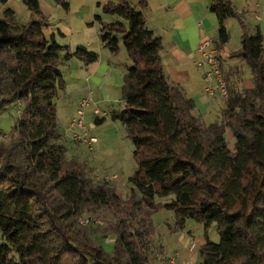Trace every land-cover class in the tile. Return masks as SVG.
Masks as SVG:
<instances>
[{"label":"trees","instance_id":"16d2710c","mask_svg":"<svg viewBox=\"0 0 264 264\" xmlns=\"http://www.w3.org/2000/svg\"><path fill=\"white\" fill-rule=\"evenodd\" d=\"M23 1L41 14L39 0ZM58 1L69 8V0ZM210 9L219 21L220 53L230 39L225 21H239L242 46L229 56L247 62L255 86L243 96L240 115L230 105L219 122L206 127L194 114V99L168 80L162 38L147 27L144 13L118 0L103 5L104 13L118 19L95 16L103 44L116 52L123 41L132 61L122 84L124 108L113 116L124 123L138 161L127 200L67 158L57 120L59 66L71 58L90 64L98 53L86 46L70 51L48 39L49 23L42 17L26 24L0 18V113L23 104L14 127L18 138L6 155L0 141V264H148L152 213L163 206L174 212L179 229L189 219L203 224L197 264H264V37L259 29L248 32L231 0H215ZM156 197L171 200L160 205ZM89 205L105 206L116 217L112 252L71 229ZM214 225L218 242L210 236Z\"/></svg>","mask_w":264,"mask_h":264},{"label":"rangeland","instance_id":"374dc122","mask_svg":"<svg viewBox=\"0 0 264 264\" xmlns=\"http://www.w3.org/2000/svg\"><path fill=\"white\" fill-rule=\"evenodd\" d=\"M108 1L117 2L118 0H69L68 9L58 0H39L41 14L36 15L23 0H8L6 4L0 5V18L10 23L26 24L32 18L42 17L49 23L44 31L48 39L54 37L59 44L68 46L70 51H75L78 46H86L89 50L98 53L99 58L96 62L100 64V70H96L95 73L81 68L85 66V63L77 58H71L59 66L60 79L56 96L57 120L64 137L62 143L67 148V158L82 165L86 175L94 182L107 181L115 186L122 199L127 200L131 197L132 188L129 178L135 173L138 161L134 155L135 145L127 135L124 123L113 116L124 108L122 84L127 73V65H131V59L123 41L120 42L118 51L112 52L101 40V22L95 19V16H102L103 22L118 19L117 16L104 13L103 5ZM208 1L212 2V0ZM8 9H12L14 14L9 15ZM210 13L211 29L208 37L214 39L217 36L218 19L215 13ZM250 14L248 25L253 32L254 24H259L261 21L256 20L254 14ZM228 19L226 26L231 38L224 45L222 56L239 50L242 45V29L239 21L234 17ZM262 29L264 33V28ZM231 61L236 62L234 59ZM107 64L110 69L104 71ZM198 68L202 71L200 77L203 84L193 96L189 95L195 101L194 114L198 117L201 126L206 127L215 121L219 122L222 110L230 105H234L237 114L240 115L242 113L240 104L248 89L241 87L239 91H235L238 86L235 89L236 85L227 82L228 97H222L219 93H216V96H209L205 91L208 84L205 83L204 77L207 67ZM241 68L243 80L252 79L254 84L251 69L245 60L242 61ZM222 71L226 76L224 63ZM83 99L89 101V104L84 107L86 128L89 135L98 139L92 149L83 140L74 138V134L79 129L71 126L74 118H79L78 110L81 109L80 103ZM96 109L106 115L96 114ZM22 110L23 104L17 102L5 112L0 113V128L4 132L0 141L6 152L5 155L18 138L14 127ZM98 118H103L104 121L98 123ZM225 135L230 148L233 149L235 138L232 131L227 129ZM170 200L171 197H156V202L160 205ZM135 216L137 219L142 218V214ZM152 219L155 231L146 249L148 264L191 262L197 264L201 261L197 247H200L199 244L205 240L202 223L189 219L186 227L179 229L175 225L174 212L164 206L152 213ZM115 225L116 217L109 208L89 205L84 208L81 216L71 223V229L79 239H86L97 244L104 243L107 250L112 252ZM210 236L215 242L220 240L215 225L210 229ZM104 238H107V243L104 242ZM3 240L0 235V243Z\"/></svg>","mask_w":264,"mask_h":264},{"label":"crops","instance_id":"0c3cea01","mask_svg":"<svg viewBox=\"0 0 264 264\" xmlns=\"http://www.w3.org/2000/svg\"><path fill=\"white\" fill-rule=\"evenodd\" d=\"M129 1L134 4L138 10L144 13L147 20V27L162 38L163 47L160 54L168 80L171 83L179 84L185 95H188L187 97H190V95L193 96L203 84L202 78L200 77V74L202 75V71L197 65V61L200 60V53L198 49L202 40L210 38L208 36L211 29L210 12L212 11L210 9V5L212 2L208 0ZM231 1L234 3L238 12L242 14L248 32L250 34H255L259 29L264 37L262 29L264 28V0ZM250 13L254 14L256 20L261 21L259 24H254L253 32H251L248 25L250 24L248 21L250 20L248 17L251 15ZM228 20L229 19L225 21V24ZM217 38L218 34L214 39ZM222 58L226 69V76L229 81L228 83L236 85L235 89L238 86L235 91H239L241 87L248 90L254 88L255 83H252V79L247 81L243 80V70L241 68V63L243 61L242 58L230 57L229 54L226 55V53L222 56ZM233 59L234 61L236 60V62L233 63L231 61ZM129 66L130 64L127 65V70ZM81 68L95 73L96 70H100V64L96 61L90 64L85 63V66H81ZM108 69H110V67L107 64L104 67V71H107ZM204 242L205 240H202L199 246H201ZM198 249L199 247H197V252Z\"/></svg>","mask_w":264,"mask_h":264},{"label":"built area","instance_id":"2783aa9c","mask_svg":"<svg viewBox=\"0 0 264 264\" xmlns=\"http://www.w3.org/2000/svg\"><path fill=\"white\" fill-rule=\"evenodd\" d=\"M215 0H212V2ZM201 58L197 61L199 67H207L204 77L205 83L208 84L205 87V91L209 96H216L219 93L222 97H228L229 89L226 77L222 71L223 60L221 59L220 48L217 44V40L209 38L201 41L198 49ZM221 56V57H220ZM89 104L87 99H83L80 103V108L78 110L79 118L71 122V126L79 129L78 132L74 134L76 140H83L92 149L93 145L98 141L97 137L89 135L88 129L85 125V112L84 107ZM98 115L105 116V113H101L99 109L95 110ZM189 264H194L193 262Z\"/></svg>","mask_w":264,"mask_h":264}]
</instances>
